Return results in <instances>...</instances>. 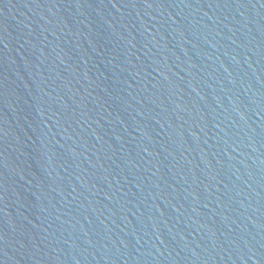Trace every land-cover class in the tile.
<instances>
[{"label":"water","instance_id":"1","mask_svg":"<svg viewBox=\"0 0 264 264\" xmlns=\"http://www.w3.org/2000/svg\"><path fill=\"white\" fill-rule=\"evenodd\" d=\"M0 264H264V0H0Z\"/></svg>","mask_w":264,"mask_h":264}]
</instances>
